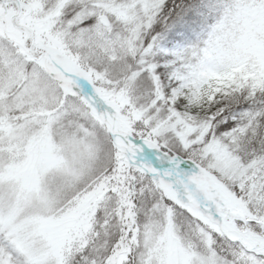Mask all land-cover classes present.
<instances>
[{
    "label": "rangeland",
    "instance_id": "obj_1",
    "mask_svg": "<svg viewBox=\"0 0 264 264\" xmlns=\"http://www.w3.org/2000/svg\"><path fill=\"white\" fill-rule=\"evenodd\" d=\"M12 1L19 5L14 25L4 30L0 23V264H264V229L256 234L244 217L249 203L260 201L263 179L249 199L237 196L229 188L245 182L246 167L220 140H207V124L186 121L173 107L184 97L199 99L185 89L191 76L209 90V104L239 93L244 81L257 90L264 0H231L210 38L177 66L182 71L167 74L169 92L158 24L171 0ZM38 42L50 49L40 53ZM50 50L67 70L56 69ZM99 99L116 122H142L148 137L140 143L150 159L128 160L140 183L134 205L106 176L113 149L125 153ZM177 147L196 153L224 205L210 209L205 197L192 195L195 202L179 188L181 166L167 151ZM159 178L178 188L174 204L162 197L168 192Z\"/></svg>",
    "mask_w": 264,
    "mask_h": 264
},
{
    "label": "trees",
    "instance_id": "obj_2",
    "mask_svg": "<svg viewBox=\"0 0 264 264\" xmlns=\"http://www.w3.org/2000/svg\"><path fill=\"white\" fill-rule=\"evenodd\" d=\"M16 4L12 0H0V23L6 24L3 27L4 30L8 29V25H14L12 17L19 11V5ZM229 5L230 0H171L167 2L160 18V24H158L162 27L160 30L161 43L168 50L167 53L163 52L164 55L160 53L161 82L165 92H169L171 89V82L165 81L168 77L167 74L175 72L177 66L182 64L183 58L189 53L192 58L194 57L191 50L198 45L201 47L205 44L210 38L214 24L219 22L220 16ZM33 45L40 53L50 49L48 46H44L42 42ZM49 54L54 60L56 69H60V67L65 70L68 69L66 67L69 65L68 62L58 51L52 50ZM178 69L182 71L181 68ZM69 72L71 71L69 70ZM71 74L83 79L78 72H71ZM199 78L196 79L195 77L196 80L193 81L191 76V79L189 78L190 80H187L185 84V89L191 95H195L196 99L198 96L199 99L191 102L190 98L184 97L173 106L174 110L186 121L207 124L209 126L207 140H220L239 159L240 165L246 167L248 172L245 182L236 180L232 188L229 189H234L237 196L247 200L249 199V189L253 187L255 181L263 179L264 183V81L260 80L262 84H258L255 92L250 89V82H241L239 93L215 105L212 102L210 104L206 102L205 99L209 96V90L198 86ZM262 80L264 79L262 78ZM93 91L98 94V90ZM102 107L106 111L105 115L108 121L113 126L119 145L128 154L119 153L114 148L112 164L107 170L106 176L107 178L111 175L114 176L112 180L116 184L115 194L124 202L134 205L136 204L135 188L140 186V183L135 182V173L138 169L129 165V157L140 162L150 159L146 144L140 143V140H146L148 137L141 135L144 129L141 127L142 120L140 118L138 119L141 122L140 125L133 123L134 125L131 127L125 126L116 122L117 118L116 120L114 118L116 116L111 112L109 113V108L107 109L106 105ZM91 108L94 107L91 106ZM167 151L180 164L181 169L178 172L185 184L189 185L199 196L205 197L204 203L207 207L215 209L219 205H224L225 195L213 181L205 166L201 164V160L197 159L196 153L184 151L180 147L171 148ZM158 183L164 186L165 192H168H162L165 201L174 204L175 198L178 196L176 190L178 188L174 187L168 179L159 178ZM177 184L195 201L189 189L179 181ZM129 204L126 205L131 207ZM244 217L249 221L245 226H249L248 228L255 231L256 234H260L259 228L264 229V189L260 192L258 204H256V200L249 203ZM247 240L248 245L256 246L251 239ZM110 262L112 263V260Z\"/></svg>",
    "mask_w": 264,
    "mask_h": 264
},
{
    "label": "water",
    "instance_id": "obj_3",
    "mask_svg": "<svg viewBox=\"0 0 264 264\" xmlns=\"http://www.w3.org/2000/svg\"><path fill=\"white\" fill-rule=\"evenodd\" d=\"M103 21H104V23H106L107 24V19L105 18V17H103ZM109 132L111 133V135L113 136V133H112V131L110 130V128H109Z\"/></svg>",
    "mask_w": 264,
    "mask_h": 264
}]
</instances>
